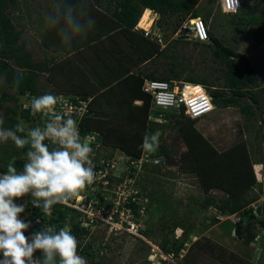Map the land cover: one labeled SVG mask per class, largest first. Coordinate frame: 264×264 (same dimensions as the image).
I'll return each mask as SVG.
<instances>
[{
  "label": "rangeland",
  "instance_id": "rangeland-1",
  "mask_svg": "<svg viewBox=\"0 0 264 264\" xmlns=\"http://www.w3.org/2000/svg\"><path fill=\"white\" fill-rule=\"evenodd\" d=\"M107 1L100 0L94 3L97 9L105 13L107 4L111 6L109 7L110 11L114 9L113 5H115L114 1L111 3ZM257 1L259 0H253V3ZM91 3H93V0H91ZM52 9L53 0H16V5L10 10L9 18L16 26V29L21 32L19 43L26 47L34 63H47L52 56L56 57V60L51 65H48L49 70L46 73L39 74L36 79V84L40 92L55 95L58 103L61 100L63 101V98H66L65 93L69 92V95L77 94V92L72 91L76 85H80V88L76 90L79 92H82L83 89L90 86L87 91H91L95 95L91 97L93 100L91 109L94 116L89 115L84 117L81 122L87 126V119L95 117L98 122L103 123L101 126L104 128H112L114 125L121 127L115 130L116 132L107 131L104 128L103 130L100 129L106 136L104 142L102 141V146L96 150L99 156H112L116 158L124 155L125 148L119 146L118 142L122 140L126 141L128 134L136 130L137 125L128 124L122 119L125 117L129 106L130 109L131 107L137 108V106L141 105L138 104L140 102L139 100L132 101L129 104V96L124 91V86L130 84V77L128 76H132L131 74L138 75L137 72L140 74L154 72L156 77H166L169 75L168 69L171 63H182L188 74L198 79L206 78L211 84V89H215L216 87L223 88L225 84V67L221 61L213 58L211 55L212 49L208 47L197 46L192 42L185 44L178 43L174 48L170 47L167 49L164 56L153 60L144 58V60L141 54L138 55V53H134L128 49L125 37L120 34L114 36V40L117 39L118 44L121 46L120 54L118 53L119 48L117 49L114 44L110 45L104 42L105 45L109 44L111 46L112 53L105 57L107 58L106 61L102 58L101 62L104 64L103 67L106 66L109 69L113 65L116 72L111 74L110 71L105 72L103 67L97 66L96 69L94 67L98 74L96 76L91 69L87 70L88 65L95 66L97 62L94 57H91L86 52V44L80 47L81 49L79 51L69 56L64 53H61V56L55 55L56 53L54 51L59 50V52H62L63 47L60 40H58L56 31L47 28L45 25V16ZM195 10L199 12L200 16H206L208 11L211 12L207 22L211 25L212 33L221 41L223 46L248 56L250 64L258 77L256 90L264 88V26L247 27L245 32H243L242 29L244 26L238 24L232 25L228 22L229 17L222 13L220 0H201L195 7ZM152 13L150 10H147L143 14V20H141L139 28L146 29L149 34H152V37L148 36L147 38H153L155 36L156 38L161 37L162 41L157 42L159 48L164 50L166 44L176 37L175 32H177V29L175 31L173 30L176 24L185 21L189 16H186L184 19L177 16H170L165 17L164 21H159L157 15ZM108 14L110 13L108 12ZM154 19H156L155 22L159 25V29L162 30L160 32L161 34H159L160 30L157 31L155 24L152 22ZM163 35L166 36V39H164L165 36L163 37ZM44 39L46 43H44ZM106 53L107 51L104 54ZM85 54H88V61L86 62L81 60ZM167 55H174V58H165ZM124 70H127L128 73H120V71L123 72ZM74 72H81L83 78L81 76L73 77ZM107 80L111 82L110 85L103 87V82ZM1 84H3L2 79H0V86ZM204 90L208 94L209 90L207 91L205 88ZM1 92L2 87H0V96ZM256 93L260 101V109H257V106L250 100V94L241 100L242 105H248L251 111L254 112L250 120L246 119L244 114L240 112L239 107L234 105L226 109L215 107L214 113L192 123L193 127L201 132L203 137L209 140L217 150L223 151L245 140L251 151L252 160L255 162L261 160L260 164L254 165L256 184L252 194H256L258 198L247 207L254 212L256 207L264 208V183H260L263 181L264 144L259 147L258 141L254 140V136L258 131L261 130L264 132V125L261 122L264 117L260 113L264 111V94L261 91H256ZM27 98L26 96L19 98V102L25 104V107L30 106ZM124 98H126V101ZM5 104L17 109L19 112L18 104ZM151 112V107H149L145 119V129L149 134L146 135L149 137L153 134L157 135L160 146H167L171 155L178 156L179 150L184 146L178 128L182 126L186 128L190 127L191 122L184 115L178 114L175 116L171 115L172 117L164 116L163 118L159 116L162 113L157 110L152 117L153 121H151ZM2 114L3 109L0 110V117ZM35 124L38 126L37 122ZM24 125L26 129L36 127L32 121L24 122ZM6 147L17 148L11 141L0 144V159L2 160V157L7 154L3 151ZM257 152H260V154ZM9 163H13L12 160ZM6 170L0 164V173ZM137 173L136 180L138 184L146 186L148 191H158L155 198L161 197L164 194L168 205V208L163 206V210L160 213L157 212L155 217L149 215L145 218L155 222L153 226L155 235L149 237L151 243L158 245L162 242V238L165 235L169 242L168 247L173 250L175 248V246H172L173 241L180 242L184 237L186 238L184 248L178 257L171 255L170 258L173 260V263L264 264V230L259 229L258 226L259 233L256 239L248 246H244L241 241L236 239L233 232L230 234L227 233L228 226L223 222L230 219H227L226 215H219L217 213L218 211L214 209V206H209L204 210L200 209L201 203L206 196H212L217 203L224 197L223 192L213 190L209 194H205L196 176L182 174L178 172L176 167L169 166L166 163L144 165V170L143 166H141ZM150 179L151 182L148 181ZM26 198V196L20 198L18 202L26 205ZM214 216H217L219 222L214 223L211 221V218ZM162 217H165L167 224H178L179 227L172 231H162ZM258 217H264V214L260 212L258 213ZM21 218L26 222L30 220L29 213L26 209L21 214ZM47 226H49V223ZM29 232L28 229L25 235H29ZM92 238L96 239L95 244H98L102 240L106 244V250L102 249L99 251L97 249L94 252L96 256L95 260H98L101 264H147V259L151 253L150 247L142 241L133 240L125 233H110L107 228L102 226L94 227L90 236H87L83 242L79 239L77 240L80 244L87 245L86 243H90ZM82 256L87 259L88 264H93L91 263L89 255L86 257L82 254Z\"/></svg>",
  "mask_w": 264,
  "mask_h": 264
},
{
  "label": "trees",
  "instance_id": "trees-1",
  "mask_svg": "<svg viewBox=\"0 0 264 264\" xmlns=\"http://www.w3.org/2000/svg\"><path fill=\"white\" fill-rule=\"evenodd\" d=\"M95 1L99 2L100 0H93V3H91V14L96 20L94 29L88 34L87 38L84 39L85 41L83 40L81 43H76L71 50L65 48L61 50L62 52L55 50V55L64 53L69 56L79 51L81 49L80 47L86 44V52L91 57H94L97 62L95 66L88 65L87 70L91 69L93 73L98 76L95 69L97 66L102 68L104 65L101 63L102 58L106 61L107 58L105 57L112 53L110 45L114 44L117 49L119 48L118 53L120 54L121 52V46L118 44V40H114V36H117L116 34H120L125 37L128 49L134 53H138V55L141 54L143 59L145 58L148 60L164 56L167 49L170 47L174 48V46L178 43H188V41H185L183 37H180L168 42L164 50H162L159 48L156 36L153 38H147L144 36L142 30H136L135 26L138 21V24H140L141 20H143V14L147 10H150L157 15V19L159 21H164L165 17L170 16H177L182 19L186 16H189L191 19L197 17L202 18L208 28V40L201 43L193 41L192 43L197 46L212 49L211 55L213 58L221 61L225 67V84L223 88L216 87L215 89H211V84L206 78L198 79L188 74L182 63H171L168 69L169 75L166 77H156L154 72H150L149 74H140L137 72L138 75L131 74L132 76H128L130 77V84H128V86H124V91L127 96H129L128 103L130 104L132 101L134 102L137 100L142 101V103L139 102L138 104L141 105L137 106V108L131 107L129 109L130 106L128 105L129 107L125 117L122 118L128 124L137 125L135 132L133 131L131 134H128L126 141L121 139L122 141L118 142L119 146L125 148L124 153L126 155L138 157L143 151L141 148L143 137L146 134H149L145 129V119L147 117L151 101L150 96L141 91L144 79L163 80L170 83L172 81H181L194 85H201L207 89V91L209 90L208 94L215 107L226 109L229 106L235 105L239 107L240 112L244 114L245 118L248 120L253 117L254 112L251 111L248 105L241 104V100L243 98L250 94V100L257 106V109H260V101L256 96V91H261L264 94V88L256 90L258 77L250 64L248 56L244 53L235 52L229 47L221 44V41L212 33L211 25L207 22L211 12L208 11L206 16H200L199 12L195 10V7L201 0H108V3L114 1L115 5H113L114 9L110 11L109 7L111 6L110 4H107L105 13L97 9L96 4L94 3ZM241 2L242 6L237 13L226 15L229 17L228 22L232 25L238 24L240 26H244L242 29L243 32H245L247 27L264 26V0H259L255 3H253V0H241ZM15 5L16 0H0V79L3 80V84L0 86L2 87L0 110L3 109V114L1 116L4 120L3 126L6 128H12L19 122V119L24 122L32 121L35 126V122L38 123V126H43L46 118L40 114H33L30 106L25 107V104L19 102V98L26 96L28 97L27 100L30 103L32 96L45 94L44 92L39 91L36 79L39 74L46 73L49 70L48 65H51L52 62L56 60V57L52 56L47 63H34L32 61V56L27 51L26 47L19 43L21 39V32L16 29V26L9 18L10 10ZM108 12L110 14H108ZM155 20L156 19L152 22L155 24L158 31L160 30V27L156 24ZM181 23H177L173 30L175 31ZM161 31L162 30L159 31V34H161ZM164 36L165 35H163V37ZM164 39H166V36ZM58 40H60L59 37ZM43 41L46 43L45 39ZM104 42L109 43L110 45H105ZM106 51L107 53L104 54ZM87 55H83L81 60L84 62L88 61ZM166 57L174 58V55H167L165 58ZM187 68H189V66H187ZM103 70H105V72L110 71L111 74L116 72L113 65L110 66V69L104 66ZM120 73L126 74L128 72L127 70H124L123 72L120 71ZM17 74H21L23 79L21 81L20 88L14 89L12 87V80L13 76ZM74 76H81L83 78V74L81 72L73 74V77ZM110 83L111 82L107 80L106 82H103L102 86L107 87ZM79 88L80 85H76L74 89H72V91L77 92L76 96H78L77 99H72V101H86L89 97L95 96L93 92L87 91L90 86L83 89L82 92L76 91ZM65 94V97L70 96L69 92ZM124 100L126 101V98H124ZM5 103H14L15 105L18 104L19 112L17 109L12 108ZM92 103L93 101L90 103L89 113L86 117L89 115L94 116L91 109ZM212 113H214V111ZM260 113L264 117V111H261ZM210 114L205 116H209ZM171 115L175 116L176 114L166 116L172 117ZM198 120L199 119H189L191 122L190 127L186 128L182 126L178 128L184 143V146L179 150L178 156L171 155L169 148L167 146H160L159 143L154 151L147 153L152 158L163 157L165 159L164 163L169 166L176 167L178 172L182 174L196 176V178L199 179L201 189L205 194H209L213 190L223 192L224 197H222L217 203L214 201L212 196H206L201 203L200 209L204 210L209 206H214V209L218 211L217 213L219 215L230 216L235 214L239 218L238 221L232 222L231 220H225L223 222L228 226L227 233L230 234L233 232L237 240L241 241L244 246H248L256 239L259 233L258 226L259 229L264 230V217H258V213L262 212V214H264V208L262 209L259 207L255 210V212L252 209L247 208L251 202L258 198L256 194H252L256 184V176L254 173L251 151L249 150L245 140L240 141L223 151L217 150L209 140L203 137L201 132L197 131L193 127L192 123ZM261 122L264 125V118ZM86 123L87 126L81 122L82 134L89 130L96 131L100 135L99 140L104 142L106 135L100 131V129L103 130L104 128L101 126L103 123L98 122L95 117L88 118ZM112 128L104 129L107 131H115L121 127L114 125ZM254 140L258 141L259 147L260 145H263L264 132L261 130L258 131V133L254 136ZM3 151L7 154L4 156L5 158L2 157L4 161L0 159L1 166L7 169V165L12 160L17 170H22L25 163V153L27 148L14 149L6 147ZM257 153L260 154V152ZM261 159H263V157H261ZM145 166H148V164H145ZM148 181L151 182V179ZM138 186L140 188L141 195L148 200L145 208L146 215L155 217L157 212L160 213V211L163 210V206L168 208L166 196L164 194L161 195V197L155 198L158 191H148L146 186H141L139 184ZM26 197L27 202L25 209L29 213V218L32 223V226L29 229V235H31L33 231H38L42 227H47L49 223V225H56L57 229L63 228L65 224L69 225L71 233L77 239L81 240V242H83L87 236H90V233L92 232L91 228L85 229L81 227L80 222H78L75 217V212L69 209L61 210L60 206L54 205L51 209L54 208L53 215L55 218L51 217L48 220L47 213L42 208L34 207L32 205L31 196L29 195ZM16 202L19 203L18 200ZM130 206L132 207L134 214H136L138 209L141 207L140 205H136L134 203ZM162 221V231H172L173 229L179 227L178 224H167L165 217H162ZM211 221L214 223L219 222L217 216L212 217ZM154 224L155 222H153V220L147 219L144 223L145 226L142 229V233L146 236H154ZM185 241V237L180 242L173 241L172 246H175V248L172 250V248L168 247L169 242L164 235L162 242H160L158 246L164 252L174 255V257H178L184 248ZM95 242L96 239L92 238L90 243H86L87 245L78 243V253L80 255L83 254L86 257L89 255L91 263L93 264H101L98 260H95L96 256L94 255V252H96L97 249L99 251L102 249L106 250V244L104 240L100 241L98 244H95ZM36 255H40V253H36Z\"/></svg>",
  "mask_w": 264,
  "mask_h": 264
},
{
  "label": "clouds",
  "instance_id": "clouds-1",
  "mask_svg": "<svg viewBox=\"0 0 264 264\" xmlns=\"http://www.w3.org/2000/svg\"><path fill=\"white\" fill-rule=\"evenodd\" d=\"M232 4V11H226L220 0L222 13L235 14L242 6L241 0H232ZM95 24L91 0H53V9L45 16L46 27L56 31L62 47L68 50L86 39ZM22 79L21 74L13 76L12 87L19 89ZM70 96L78 98L76 94ZM56 105L57 98L51 93L31 97V112L46 118L43 126L26 129L21 120L14 127L6 128L0 117V144L11 141L18 149L27 148L22 170L18 171L13 163H9L7 170L0 173V264H88L87 259L78 253L79 242L69 225L60 229L49 225L25 235L32 223L21 218L25 204L16 202L30 195L32 205L42 208L49 220L55 218L54 208L51 209L54 205L77 198L96 180L91 155L93 148L82 138L77 121L57 112ZM158 143L157 135H145L141 148L152 152ZM142 231L144 240L130 238L150 247L147 264H166L158 258L159 252L154 255L152 248L158 247L169 257L171 254L155 243L153 245L149 240L151 236Z\"/></svg>",
  "mask_w": 264,
  "mask_h": 264
},
{
  "label": "built area",
  "instance_id": "built-area-1",
  "mask_svg": "<svg viewBox=\"0 0 264 264\" xmlns=\"http://www.w3.org/2000/svg\"><path fill=\"white\" fill-rule=\"evenodd\" d=\"M222 5L226 11H232V0H222ZM135 29L140 30L141 28L137 24ZM141 30L145 37H152L146 29ZM207 30L201 18H189L179 25L174 39L183 37L188 42H206L208 40ZM160 40L161 37H158L157 41L160 42ZM141 91L150 96L151 121H153L152 117L156 110L162 113L159 116L163 118L170 114H183L186 118L196 120L210 114L215 109L211 97L201 85L181 81L170 83L163 80L144 79ZM63 99L62 102L57 103L56 111L76 120L82 138L93 148L91 155L95 164L96 180L92 185L87 186L77 198L65 204L56 205L60 206L61 210L69 209L75 212L80 226L85 229L91 228L92 231L94 227L102 226L110 233H125L129 237L144 240L141 229L145 226L144 223L147 220L145 218L148 216L145 213L148 200L141 195L137 187V172L145 164L156 165V163H164L165 159L163 157L152 158L145 151L141 152L138 157L125 156V154L116 158L99 156L96 151L102 146L99 133L92 130L83 134L81 132L80 121L89 111L90 99L78 102L72 101V99H77L74 96ZM262 179L264 183V177ZM132 203L141 206L136 214L130 206ZM227 219L236 222L239 218L234 214L228 216ZM152 251L154 255L159 252L158 258L166 264H175L158 247L153 246Z\"/></svg>",
  "mask_w": 264,
  "mask_h": 264
},
{
  "label": "crops",
  "instance_id": "crops-1",
  "mask_svg": "<svg viewBox=\"0 0 264 264\" xmlns=\"http://www.w3.org/2000/svg\"><path fill=\"white\" fill-rule=\"evenodd\" d=\"M89 99L91 100V102L93 101V100L91 99V97H89ZM91 102H90V103H91ZM260 163H261L260 161L255 162V161L253 160V168L255 169L254 165L256 166V164H260ZM263 169H264V167H263ZM263 169H262V171H263Z\"/></svg>",
  "mask_w": 264,
  "mask_h": 264
},
{
  "label": "bare ground",
  "instance_id": "bare-ground-1",
  "mask_svg": "<svg viewBox=\"0 0 264 264\" xmlns=\"http://www.w3.org/2000/svg\"><path fill=\"white\" fill-rule=\"evenodd\" d=\"M138 26H139V24H138ZM141 28V27H140ZM142 29V28H141Z\"/></svg>",
  "mask_w": 264,
  "mask_h": 264
}]
</instances>
